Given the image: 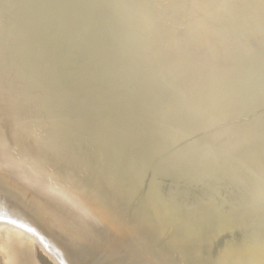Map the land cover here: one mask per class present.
Masks as SVG:
<instances>
[{"label":"water","instance_id":"95a60500","mask_svg":"<svg viewBox=\"0 0 264 264\" xmlns=\"http://www.w3.org/2000/svg\"><path fill=\"white\" fill-rule=\"evenodd\" d=\"M243 18L262 35L264 0H0V175L90 263L264 264V62L244 67Z\"/></svg>","mask_w":264,"mask_h":264},{"label":"bare ground","instance_id":"6f19581e","mask_svg":"<svg viewBox=\"0 0 264 264\" xmlns=\"http://www.w3.org/2000/svg\"><path fill=\"white\" fill-rule=\"evenodd\" d=\"M254 18L263 20L262 17ZM255 19L243 18V22L236 26V29L248 35L245 38L254 37L253 39L258 40L257 44L253 43L259 51L257 56L252 55L250 59L244 61L247 64L244 66L246 71L250 72L251 70L252 75L257 71L258 65L260 66L264 62V32L261 35L256 30L258 27H252L251 23ZM221 36L227 42L225 34L223 33ZM244 67H238L240 75L244 73ZM218 101L220 104L223 103L222 98ZM0 178L3 179L0 180V195H3V201L9 206L4 211L6 215L0 214V253L5 264H37L34 256L36 243L42 246L58 264H94V262L90 263L88 256L81 255L76 250V248H80L75 244H82L83 247L82 241L84 240L69 237L71 233L63 228L67 225L62 219L57 218L54 210L48 205L42 204L46 202L41 201V203L39 200L34 199L27 189L20 186V180L15 177L9 175L5 177L2 174ZM21 218L23 220L27 219V222H21L19 220ZM3 221L10 223L11 226L3 225ZM119 242V240L110 242L103 256L106 257L109 254L107 252L119 246ZM196 251V254L202 255L198 249ZM184 255L188 260V264H203L200 260L196 262L197 257L195 253L193 255L189 247H187Z\"/></svg>","mask_w":264,"mask_h":264},{"label":"rangeland","instance_id":"374dc122","mask_svg":"<svg viewBox=\"0 0 264 264\" xmlns=\"http://www.w3.org/2000/svg\"><path fill=\"white\" fill-rule=\"evenodd\" d=\"M2 201V202H1ZM8 204L5 203L3 201V195L1 194L0 195V210H2L3 212L6 210V208H8ZM29 215V214H28ZM30 216V215H29ZM19 218V217H17ZM32 218V217H31ZM21 222H24L26 223L27 222V219H19ZM26 220V221H25ZM3 225H6V226H11L10 223L8 222H5L3 221ZM19 227V226H18ZM34 256H35V260L37 262V264H58L56 262V260H54L51 255L42 247V246H39V244H35L34 246ZM57 256V255H56ZM58 258H61V257H58ZM63 261V260H62ZM0 264H5L4 260H3V257L0 253Z\"/></svg>","mask_w":264,"mask_h":264},{"label":"snow or ice","instance_id":"6c2138e0","mask_svg":"<svg viewBox=\"0 0 264 264\" xmlns=\"http://www.w3.org/2000/svg\"><path fill=\"white\" fill-rule=\"evenodd\" d=\"M69 188H70V186H69Z\"/></svg>","mask_w":264,"mask_h":264}]
</instances>
